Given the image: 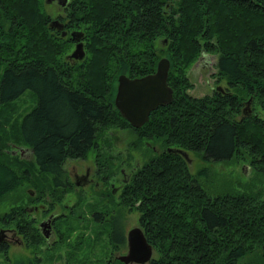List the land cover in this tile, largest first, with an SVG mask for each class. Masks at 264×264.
I'll list each match as a JSON object with an SVG mask.
<instances>
[{"label":"trees","instance_id":"16d2710c","mask_svg":"<svg viewBox=\"0 0 264 264\" xmlns=\"http://www.w3.org/2000/svg\"><path fill=\"white\" fill-rule=\"evenodd\" d=\"M41 1L0 0V199L13 191L19 198L29 180L20 156L2 148L6 137L30 147L33 178L44 181L36 190H49L50 207L67 186L65 158L96 149L99 134L113 123L132 126L139 140L162 138L163 144L192 150L204 161L247 159L264 181V119L237 115L248 95L264 106V0H64L66 27L83 29L84 54L78 58L68 55L74 41L69 31L49 24ZM204 50L218 53V79L226 86L196 96L187 90L186 72ZM161 55L169 59L172 98L134 126L114 103L117 76L154 70ZM96 63L102 69L93 70ZM25 91L33 93V101L17 124L10 122L13 102ZM150 156L125 182L118 203L139 211L155 254L145 262L113 256L104 264H264L263 188L211 196L198 177L206 164L192 171L183 154L167 148ZM95 159L100 165V156ZM167 163L178 176H159ZM18 201L0 212V223L33 227L41 238ZM120 212L77 226L89 231L79 235L87 238L86 252L102 233L111 257L113 248L125 244ZM76 225L65 222L56 241ZM0 249L5 250L1 238Z\"/></svg>","mask_w":264,"mask_h":264},{"label":"rangeland","instance_id":"374dc122","mask_svg":"<svg viewBox=\"0 0 264 264\" xmlns=\"http://www.w3.org/2000/svg\"><path fill=\"white\" fill-rule=\"evenodd\" d=\"M101 2L104 4L105 0H101ZM63 3L60 4L57 0H42V7H40V11L46 12L48 14V19L56 18V15H60L63 20L68 21L69 7L66 8V4ZM100 6L104 7V5ZM73 28L80 29L83 33L82 28L72 27L70 29ZM72 47L73 42L72 44H70V49L67 52H69ZM217 55L218 53L216 51H201L198 54L197 58L188 67L186 73L189 76L191 85L187 88V90L190 94L196 96L203 95L212 92V90L216 87L224 88V86H226L225 79H218L216 66ZM46 59L49 58L47 57ZM94 67L95 68L93 70H100V68L102 69V66L97 65V63L94 64ZM251 98L252 96L248 95L243 99L244 102L240 104V110L242 109V111H240V113H238L237 115L240 116L242 114L256 113L262 116L264 119V106L261 104V102L252 100ZM32 101L33 93H30L28 91L21 93L13 102L14 109L13 111H11L13 112V114L10 113L11 115H9L8 120L10 122L14 121L17 124L20 115L32 103ZM5 112V122H8V112ZM4 118L5 115H3L2 121H4ZM13 126L15 127L16 125ZM3 129L4 124L2 126V130ZM2 130H0L1 133H3ZM243 131L245 132V130ZM136 134V129L132 126H120L117 123L111 124L107 130H104L102 134H99L97 138L98 145L96 146V149H94V151L93 149H91L88 150L87 153L83 156H72L65 158L63 166L65 167L66 171L68 170L69 178H73L72 173H82L86 165L90 167H93V165L95 166V164L99 165L96 163V159L94 164L93 158L100 156L99 160H101V164L99 165L100 168L98 171L104 172L114 169L112 173H114V176L117 175L118 180H120L122 178V173L120 170L121 165H125V167L130 168L132 164H141V162H144L150 155L153 156L159 153H155L154 151H152L153 149L151 147L152 144L150 141H152L153 143H162V138H158L157 140H155L151 137H144L139 140L137 139ZM7 138L8 137H6L5 143L2 145V148L7 152H10L11 154L16 153L18 156H20L19 161L21 159L22 162L20 163L29 168V180L23 179L24 182L22 183L20 189L21 193L23 194L19 198H15V195H18V193L15 194V192L13 191L9 193L8 196L4 195L3 198L0 199V212L9 209L11 205H15L19 200L18 202H20V205L24 210V217L31 221L29 223L37 225L36 223L38 222V220H40L41 217L45 218V214L48 212V210L43 211L39 210V208L45 206L48 207L47 200H49L50 198L47 195L49 190L46 189V192L36 190L37 188H41V184L44 181L40 175L39 177L33 178L37 171L35 169L33 170L32 168L33 166L31 152H26L24 148V154L21 153L19 144L14 140L12 141ZM95 150L96 152L98 151L97 154H95ZM186 151L187 155L189 156L188 165L192 171H196L199 166L206 164L205 171L203 170L204 173L200 174L198 177L200 185L202 184L201 187L203 189H206L208 192L210 190L211 196H213V194L215 193L224 194L229 192L230 190L238 192L242 189H257V187L263 188L262 190L264 191V181L262 180L261 182L263 176L257 173L250 166L249 160L240 157L238 160L229 159L204 161L196 152L192 150ZM100 152L101 154L98 155ZM14 161L15 159L12 160V162ZM136 161H139V163ZM161 168L163 170V172L159 174L161 178H165L170 174L175 176H178L179 174L175 167H171V163H167L164 165V167ZM44 177L46 178L47 181L45 180V182L47 183L50 178L48 176ZM112 178L114 177L110 176V179ZM118 180L116 179L115 183L118 182ZM85 184H83L85 191H83L84 189L82 190L81 187V193H83V198L81 200L76 197L77 191L70 189L68 192L64 190L61 191L60 199L54 201V206L51 209H53L57 213H63L62 210L68 211L70 204H72L70 205L71 207H74L71 208V213L69 215H66L67 218H64L65 216H62L61 219L55 220L54 224L57 225V231L56 234H53V236L50 237L48 242L45 241L42 236L41 238H39V235L36 233L33 227H30L29 230V228H27L26 226L23 227L22 225H19L20 228L18 229V226L13 223H0V227L4 228H2L1 233H4L5 231L6 234H8V236L10 237L6 239L7 242L4 241L5 250L0 249V264H104L105 262H107L105 261L107 259L113 261V256L119 258L118 254L126 251V244L121 245L119 248H113L111 257L108 248L104 250L105 246L104 244H102L105 243V239H107L105 238V233H102L98 236L94 247L89 250L90 253L86 252V249L88 247L86 244L87 238L85 236L79 235H82V233L84 234L86 231H88V229H79L77 226L85 223H92V218L87 215V212H89V208H92L94 204H91L93 203V193L91 190L93 184H89L88 188ZM261 185L263 187H261ZM24 192H27V194H25ZM219 199L222 201V198ZM117 201L112 199L108 203V205L114 206L116 212L117 210L121 211L120 213L123 219L124 234H126V230L131 225H141L139 220V211L135 208H130L127 205H121L120 202L118 203ZM75 202L79 204L74 205ZM189 202L192 203V200L189 199ZM62 204H65V208L62 207ZM34 206L37 207L36 211L33 210ZM102 207V203L99 204V207L97 206V208L100 209H102ZM227 208L228 206L224 205V209ZM78 210H81L83 213H85V217H83V215L78 216V213L80 212ZM19 222L21 224L23 221L20 219ZM65 222L70 224L77 223V225L72 228V230L66 235V238L63 241H56L59 231L61 227L65 225ZM100 248H103L105 252L100 251ZM153 254H155V251H153Z\"/></svg>","mask_w":264,"mask_h":264},{"label":"water","instance_id":"95a60500","mask_svg":"<svg viewBox=\"0 0 264 264\" xmlns=\"http://www.w3.org/2000/svg\"><path fill=\"white\" fill-rule=\"evenodd\" d=\"M63 3L64 0H57ZM49 24L61 27L62 22L57 18L49 20ZM61 32H65L64 29ZM80 29H70L69 36L74 40L72 49L68 52L74 58L84 54ZM169 59L161 55L154 70L140 75L129 76L120 72L117 76L114 92V103L119 112L134 126L141 125L149 117L150 111L159 104H165L171 100L173 88L167 80ZM169 150H175L183 154L188 160L186 149L180 146H168ZM50 215L38 221L40 231L46 235L48 232L45 226H49ZM2 228L0 227V233ZM1 238V237H0ZM127 248L125 252L119 253L118 257L125 262H145L153 253V246L146 238L145 233L139 224L131 225L126 231Z\"/></svg>","mask_w":264,"mask_h":264},{"label":"flooded vegetation","instance_id":"af4514ba","mask_svg":"<svg viewBox=\"0 0 264 264\" xmlns=\"http://www.w3.org/2000/svg\"><path fill=\"white\" fill-rule=\"evenodd\" d=\"M56 18L62 22V26L59 28V30H62L64 29L66 32H68L70 30V28L66 27L65 25V20L62 19V17L60 15H56ZM52 19V18H50ZM48 19V22L49 20ZM74 43V41H73ZM66 55V54H65ZM136 75H140V74H136ZM129 76H133V75H129ZM160 105V104H159ZM158 106V105H157ZM129 126V125H128ZM131 127V126H130ZM160 141V140H159ZM151 144H152V151H154L155 153L157 152H160L162 150H164V148L168 149V146L166 144V146H164L162 143H156V142H152L150 141ZM22 145V144H21ZM24 148H25V151L28 152L30 151V147L24 145V146H20V149H21V153L24 154ZM169 150V149H168ZM94 151V149H93ZM93 162L95 164V160L93 158ZM139 163V161H136ZM143 164V162H141V164H132L130 166V168H127L125 167V165H121L120 166V170H121V173H122V178L120 180H118V176H114V173L110 172H99V168L96 164L95 166L93 165V167H90L88 165H86L84 171L80 174H77V173H72L73 175V180L69 178V174H68V170L66 171V174L67 176L65 177V190L64 191H69L70 189L72 190H76V197L79 196L80 199L83 197V193H81V187H82V190L84 189L83 187V184H86L87 185V188L89 186V184H93L92 187H91V190H92V195H93V200L91 204H94V206L92 208H89V212H87V215L90 217V218H97V219H104V218H112L114 216V214L116 213L115 211V207L112 206V205H108V203L114 199L115 201L118 200V195H120V193L124 190V186H125V182L128 181L131 176L133 175V173ZM65 168V167H64ZM113 174V175H112ZM110 176H113L114 178L110 179ZM118 180V182L115 183V180ZM69 186L70 189H69ZM85 191V189L83 190ZM118 202V201H117ZM102 203V209L100 208H97V206L99 207V204ZM72 205V204H70ZM69 205V209L68 211H63L60 212V213H57L56 211H54L53 209V206H50V207H40L39 210H48V212L45 214V217L47 215H50V218H49V226H45V230L48 232L46 235H44L40 229H39V226H38V222L36 223L37 226H38V230L40 232V234L42 235V237L44 238L45 241H49L50 237L53 236V234H56V230H55V219H56V216L58 214H62L63 216L67 215V213L71 212V207ZM62 207L65 208V204H62ZM37 207H33V210L36 211ZM80 211L78 213V216H81L83 215V217H85V213H83L81 210H78ZM41 218H44V217H41ZM40 218V219H41ZM39 221V220H38ZM10 226V225H9ZM3 228V227H2ZM13 228V227H12ZM18 229L20 228L19 226L17 227ZM4 229V228H3ZM127 231V230H126ZM13 233V232H12ZM0 237H1V241H6L7 238H10L8 236V234H6V232L4 231V233H0ZM7 242V241H6ZM5 243V242H4ZM125 244H126V247H127V243H126V234H125Z\"/></svg>","mask_w":264,"mask_h":264}]
</instances>
